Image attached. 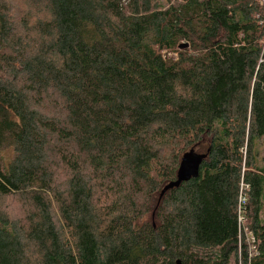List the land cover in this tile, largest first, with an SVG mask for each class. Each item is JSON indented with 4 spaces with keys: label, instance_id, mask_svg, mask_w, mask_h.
Segmentation results:
<instances>
[{
    "label": "trees",
    "instance_id": "1",
    "mask_svg": "<svg viewBox=\"0 0 264 264\" xmlns=\"http://www.w3.org/2000/svg\"><path fill=\"white\" fill-rule=\"evenodd\" d=\"M172 1L0 0V264H264V0Z\"/></svg>",
    "mask_w": 264,
    "mask_h": 264
},
{
    "label": "water",
    "instance_id": "2",
    "mask_svg": "<svg viewBox=\"0 0 264 264\" xmlns=\"http://www.w3.org/2000/svg\"><path fill=\"white\" fill-rule=\"evenodd\" d=\"M185 48H187V44H182L179 47L180 50ZM206 158H207V154H198L194 150H190L184 153L179 162L175 180L169 182L162 188L158 196V201L168 191L173 189H178L183 183H187L192 179H197L199 177L200 168L203 162L206 160Z\"/></svg>",
    "mask_w": 264,
    "mask_h": 264
},
{
    "label": "rangeland",
    "instance_id": "3",
    "mask_svg": "<svg viewBox=\"0 0 264 264\" xmlns=\"http://www.w3.org/2000/svg\"><path fill=\"white\" fill-rule=\"evenodd\" d=\"M178 0H173L172 2H175ZM15 6L22 8V4L20 0H15ZM198 154H202L200 151H196ZM12 150L11 149H4L1 150L0 152V161L3 164H7L11 158H12ZM260 159V157L258 158ZM260 162V160H258ZM261 166H264V163L260 162ZM264 207V205H263ZM2 208L5 209L6 213L9 215L11 219L18 220L22 218V213L24 210V205L23 203L17 198V197H8L2 200ZM264 210V208H263ZM241 228H246L247 227V222L241 221L240 224ZM228 264H236L235 260H231Z\"/></svg>",
    "mask_w": 264,
    "mask_h": 264
},
{
    "label": "built area",
    "instance_id": "4",
    "mask_svg": "<svg viewBox=\"0 0 264 264\" xmlns=\"http://www.w3.org/2000/svg\"><path fill=\"white\" fill-rule=\"evenodd\" d=\"M240 201H242V200H240ZM242 204V203H241Z\"/></svg>",
    "mask_w": 264,
    "mask_h": 264
}]
</instances>
